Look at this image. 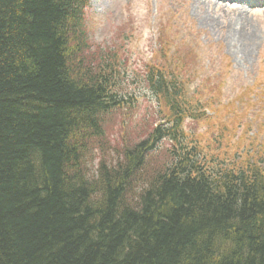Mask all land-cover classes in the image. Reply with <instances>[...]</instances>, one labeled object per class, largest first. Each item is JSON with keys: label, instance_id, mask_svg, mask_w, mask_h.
<instances>
[{"label": "trees", "instance_id": "trees-1", "mask_svg": "<svg viewBox=\"0 0 264 264\" xmlns=\"http://www.w3.org/2000/svg\"><path fill=\"white\" fill-rule=\"evenodd\" d=\"M86 7L0 0V264H264V161H206L178 74L147 65L165 113L88 166L129 95L114 54L89 51Z\"/></svg>", "mask_w": 264, "mask_h": 264}, {"label": "rangeland", "instance_id": "rangeland-1", "mask_svg": "<svg viewBox=\"0 0 264 264\" xmlns=\"http://www.w3.org/2000/svg\"><path fill=\"white\" fill-rule=\"evenodd\" d=\"M87 1L89 51L114 54L124 74L121 90L129 95L106 118L101 151L88 157L92 170L145 138L160 121L159 109L165 113L144 83L150 64L186 82L198 113L184 120L183 130L209 164H228L236 153L239 164L248 157L264 161V0ZM238 30L243 37L233 39ZM163 156L152 154L151 163Z\"/></svg>", "mask_w": 264, "mask_h": 264}, {"label": "bare ground", "instance_id": "bare-ground-1", "mask_svg": "<svg viewBox=\"0 0 264 264\" xmlns=\"http://www.w3.org/2000/svg\"><path fill=\"white\" fill-rule=\"evenodd\" d=\"M240 21H241V19H240ZM233 37H234L233 39H235L237 37L240 40L243 37V34H242L241 30L236 31L234 33Z\"/></svg>", "mask_w": 264, "mask_h": 264}]
</instances>
